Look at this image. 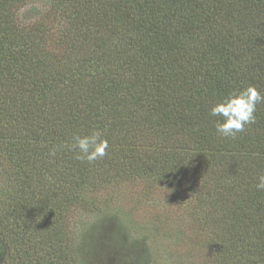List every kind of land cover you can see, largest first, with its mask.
Segmentation results:
<instances>
[{
  "label": "trees",
  "instance_id": "1",
  "mask_svg": "<svg viewBox=\"0 0 264 264\" xmlns=\"http://www.w3.org/2000/svg\"><path fill=\"white\" fill-rule=\"evenodd\" d=\"M248 86L264 96V0H0L13 264H81L69 220L87 187L121 179L166 180L208 209L205 264H264V102L235 137L210 115ZM93 132L107 154L76 159L73 137Z\"/></svg>",
  "mask_w": 264,
  "mask_h": 264
},
{
  "label": "rangeland",
  "instance_id": "2",
  "mask_svg": "<svg viewBox=\"0 0 264 264\" xmlns=\"http://www.w3.org/2000/svg\"><path fill=\"white\" fill-rule=\"evenodd\" d=\"M46 8L41 1L33 2L22 18L33 21ZM10 184L0 168V221L10 207ZM102 184L84 190L90 204L69 220V238L81 264H205L209 249L197 215L209 211L187 191L156 179ZM13 262L11 248L0 234V264Z\"/></svg>",
  "mask_w": 264,
  "mask_h": 264
},
{
  "label": "clouds",
  "instance_id": "3",
  "mask_svg": "<svg viewBox=\"0 0 264 264\" xmlns=\"http://www.w3.org/2000/svg\"><path fill=\"white\" fill-rule=\"evenodd\" d=\"M258 102H264V96L253 86H248L239 92H233L215 103L210 109V115L219 117L214 122L218 134L224 137H235L238 132L244 131L245 125L255 122L254 112ZM70 150L78 149L76 159L89 162L104 157L109 145L101 138L99 132L91 135H75ZM55 155V152H50ZM257 189L264 190V175L257 177Z\"/></svg>",
  "mask_w": 264,
  "mask_h": 264
}]
</instances>
